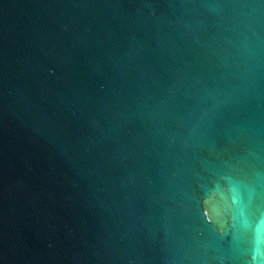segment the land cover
<instances>
[{
    "label": "water",
    "instance_id": "95a60500",
    "mask_svg": "<svg viewBox=\"0 0 264 264\" xmlns=\"http://www.w3.org/2000/svg\"><path fill=\"white\" fill-rule=\"evenodd\" d=\"M0 264H264V0H0Z\"/></svg>",
    "mask_w": 264,
    "mask_h": 264
}]
</instances>
